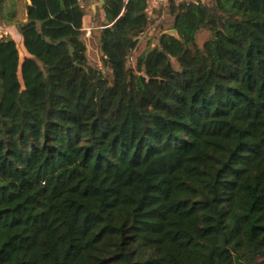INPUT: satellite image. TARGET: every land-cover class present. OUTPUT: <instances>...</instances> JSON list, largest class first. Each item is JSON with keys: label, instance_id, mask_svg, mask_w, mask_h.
Returning a JSON list of instances; mask_svg holds the SVG:
<instances>
[{"label": "trees", "instance_id": "1", "mask_svg": "<svg viewBox=\"0 0 264 264\" xmlns=\"http://www.w3.org/2000/svg\"><path fill=\"white\" fill-rule=\"evenodd\" d=\"M31 1L30 56L0 43V264H264V0H168L178 37L137 56L148 0H104L100 65V0Z\"/></svg>", "mask_w": 264, "mask_h": 264}, {"label": "rangeland", "instance_id": "2", "mask_svg": "<svg viewBox=\"0 0 264 264\" xmlns=\"http://www.w3.org/2000/svg\"><path fill=\"white\" fill-rule=\"evenodd\" d=\"M181 1V0H178ZM210 0H200V2L204 5L208 3ZM96 4V19L95 23L97 26L101 25V16L99 14L100 8L99 4L97 2H94ZM98 10V11H97ZM149 13L151 15V24L146 29V31L140 36V47L138 52H136L135 56L141 54L147 48L149 47V43L154 47L158 44L159 37L162 32V28H164L165 32L172 30V23L173 20L169 16L168 11L166 10V5H159L156 8L153 6L149 7ZM103 23V22H102ZM99 33L100 30H96L93 33V36L86 37L85 43L87 45V56L93 64L100 65L101 63V54L99 49ZM210 39V34L208 32H202L199 34L198 37V43L200 46H203V44Z\"/></svg>", "mask_w": 264, "mask_h": 264}, {"label": "crops", "instance_id": "3", "mask_svg": "<svg viewBox=\"0 0 264 264\" xmlns=\"http://www.w3.org/2000/svg\"><path fill=\"white\" fill-rule=\"evenodd\" d=\"M88 0H81V3L83 5L86 6V4L89 2H87ZM87 2V3H86ZM86 3V4H85ZM29 5V0H3L2 2V11H1V17H0V22L4 25L7 26H14L17 27V22L21 21V22H25L27 19V9H26V5ZM99 14L101 16V21L104 23V15L102 14V12H104V10L102 9V7H100L101 2L99 1ZM98 11V10H97ZM87 12H88V16L86 18L85 21V32H86V37H91L93 36L94 31L96 30H100L102 29L101 26H97L96 23L94 22L96 19V4L90 3L87 6ZM106 18V17H105ZM90 29V31H89ZM99 36H101V34L99 33ZM98 41H100V37L98 39Z\"/></svg>", "mask_w": 264, "mask_h": 264}, {"label": "built area", "instance_id": "4", "mask_svg": "<svg viewBox=\"0 0 264 264\" xmlns=\"http://www.w3.org/2000/svg\"><path fill=\"white\" fill-rule=\"evenodd\" d=\"M181 1H192L199 3L200 0H181ZM149 7L153 6L156 8L159 5H166L168 3V0H148ZM90 31V29H89ZM6 41H13L20 54V59L23 61L26 57H29V53L25 47V41L22 33L19 31L17 27L14 26H7L0 22V43L6 42ZM134 58H131V61H133Z\"/></svg>", "mask_w": 264, "mask_h": 264}, {"label": "water", "instance_id": "5", "mask_svg": "<svg viewBox=\"0 0 264 264\" xmlns=\"http://www.w3.org/2000/svg\"><path fill=\"white\" fill-rule=\"evenodd\" d=\"M101 2V5L100 7L103 8L104 4H105V1L104 0H100ZM29 5H32V1L29 0ZM102 14L105 16V12H102ZM104 23L105 24H108V21L106 20V18L104 17ZM165 34L167 35H171V36H174V37H178V32L174 29L170 30V31H166ZM72 52H74V49H72ZM235 264H245L244 262H242L238 256L235 257Z\"/></svg>", "mask_w": 264, "mask_h": 264}]
</instances>
